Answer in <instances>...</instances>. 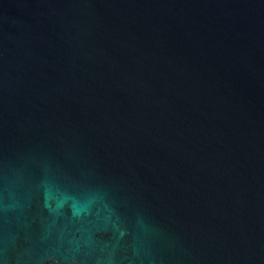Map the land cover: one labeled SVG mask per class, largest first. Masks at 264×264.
Instances as JSON below:
<instances>
[{
    "label": "water",
    "instance_id": "1",
    "mask_svg": "<svg viewBox=\"0 0 264 264\" xmlns=\"http://www.w3.org/2000/svg\"><path fill=\"white\" fill-rule=\"evenodd\" d=\"M0 264H264V0H0Z\"/></svg>",
    "mask_w": 264,
    "mask_h": 264
}]
</instances>
